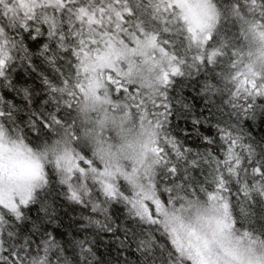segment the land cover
<instances>
[{
    "label": "snow or ice",
    "instance_id": "snow-or-ice-1",
    "mask_svg": "<svg viewBox=\"0 0 264 264\" xmlns=\"http://www.w3.org/2000/svg\"><path fill=\"white\" fill-rule=\"evenodd\" d=\"M0 264H264V0H0Z\"/></svg>",
    "mask_w": 264,
    "mask_h": 264
}]
</instances>
